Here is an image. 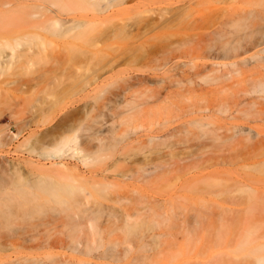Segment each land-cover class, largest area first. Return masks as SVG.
Segmentation results:
<instances>
[{
  "label": "rangeland",
  "instance_id": "1",
  "mask_svg": "<svg viewBox=\"0 0 264 264\" xmlns=\"http://www.w3.org/2000/svg\"><path fill=\"white\" fill-rule=\"evenodd\" d=\"M104 16L0 35V264H264V0Z\"/></svg>",
  "mask_w": 264,
  "mask_h": 264
},
{
  "label": "bare ground",
  "instance_id": "2",
  "mask_svg": "<svg viewBox=\"0 0 264 264\" xmlns=\"http://www.w3.org/2000/svg\"><path fill=\"white\" fill-rule=\"evenodd\" d=\"M72 1L74 0H0V35H41L43 33L79 35L85 33V28L92 24L95 19L102 18L106 14L111 15L115 8L128 3V0H102L97 6L94 17L81 20L78 19V16L72 14L71 11H68L66 9L67 7H62L61 5L62 2L71 3ZM24 16L39 18V20L34 21L25 17L28 18V22L31 25L18 26L15 29L6 26V23L9 21L13 22L18 19H25ZM63 16L67 17V21L64 23L62 22L64 21V19H62ZM70 16H72L71 19L68 18ZM48 18L53 19V26L47 27L43 25L44 21ZM77 208L78 212H74V214H69L67 216L70 217L71 222L76 221L72 224L74 232L82 227L84 223L91 218L92 214L85 208V204L82 201H78ZM70 210L71 209H65L64 212ZM76 218H79V221H77ZM63 226L66 228V225ZM18 240H21V238ZM78 242L80 241H78L76 237L71 236V244H77Z\"/></svg>",
  "mask_w": 264,
  "mask_h": 264
}]
</instances>
